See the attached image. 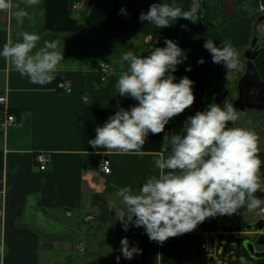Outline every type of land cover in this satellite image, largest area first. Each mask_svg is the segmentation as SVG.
<instances>
[{"label":"crops","instance_id":"obj_1","mask_svg":"<svg viewBox=\"0 0 264 264\" xmlns=\"http://www.w3.org/2000/svg\"><path fill=\"white\" fill-rule=\"evenodd\" d=\"M16 2L28 8L30 18L25 17L21 24L10 11H0V48L9 40L20 39L22 31H38L42 39L37 47L43 46L45 39H59L64 61L56 78L40 85L21 76L10 60L0 57V95H6L17 117L14 126L0 133V264H92L93 257H100L102 264H233L239 258L235 253L239 248L244 253L240 257L248 264H264V260L252 259L243 247L245 240L255 241L258 233L251 235L253 231L245 226L264 218L260 213L264 205L259 210L241 207L232 215L208 217L192 231L163 243L149 239L143 226L130 224L125 231L119 215L109 207L112 201L123 206L116 195L119 187L131 184L137 188L148 176L158 174L154 160L171 151V145L165 149V132L169 138L183 134L187 116L215 102L219 92L230 93L228 86H238L246 66L243 50L251 46L253 38L264 47V0H199L192 21L179 17L163 28L139 20L141 11H148L159 0H42L35 6ZM192 2L176 0L183 10ZM122 6L126 14L120 13ZM165 38L187 51V59L177 66L175 75L195 81L194 103L171 118L165 132L149 134L140 153L120 154L93 146L96 126L119 106L138 103L130 96L121 97L116 88L122 54L132 50L147 55L164 46ZM207 38L217 45L230 40L239 50L241 67L227 73L223 65L214 63L203 46ZM201 57L205 58L202 64L198 63ZM101 63L113 69L104 82L100 81ZM62 82L70 84L71 93L59 88ZM262 111L254 117L240 115L229 124L248 126L259 133V175L264 180ZM39 153L52 158L45 171L36 162ZM104 160L111 162L110 174L102 169ZM257 195L264 198V192L258 190ZM29 197L49 217L77 229L78 244L50 239L20 226ZM209 235L217 238L216 259H208L200 250ZM123 237H128L130 245L147 246L148 261L143 263L139 253L126 259L120 250Z\"/></svg>","mask_w":264,"mask_h":264},{"label":"clouds","instance_id":"obj_2","mask_svg":"<svg viewBox=\"0 0 264 264\" xmlns=\"http://www.w3.org/2000/svg\"><path fill=\"white\" fill-rule=\"evenodd\" d=\"M23 3L35 6L42 0ZM199 7V0H193L188 10L177 5L176 0H159L148 11H141L139 20L163 28L179 17L192 21ZM0 11H10L21 24L25 17L30 18L28 8L16 0H0ZM126 11L122 6L120 13ZM19 35L20 39L3 44L0 57L10 60L20 75L32 83H51L64 61L59 39H45L43 46L37 47L42 39L40 32L22 31ZM203 46L213 62L223 65L227 73L241 67L239 50L230 40L217 45L207 38ZM185 59L187 51L171 38H165L164 46L153 48L147 55L124 52L118 61L121 71L116 88L121 97L130 96L138 103L128 108L119 106L102 125L96 126L92 145L120 154L140 153L149 134L165 132L170 119L195 100V81L187 75L179 79L175 75ZM204 62V57L199 58L198 63ZM107 67L113 70L110 64ZM190 70L188 66L187 71ZM240 115L233 103L211 102L187 116L183 134L169 138L165 132V149L171 145V151L154 160L158 174L148 176L137 188L131 184L119 187L116 195L123 206L116 201L109 205L116 217L119 215L124 230L130 224L143 226L149 239L163 243L169 237L192 231L208 217L264 205V198L257 195L258 190L264 192V180L259 175L260 135L248 126H230L229 122L237 121ZM120 244L126 259L142 251L138 244L130 245L128 237H123ZM239 259L241 264H248L244 256Z\"/></svg>","mask_w":264,"mask_h":264},{"label":"water","instance_id":"obj_3","mask_svg":"<svg viewBox=\"0 0 264 264\" xmlns=\"http://www.w3.org/2000/svg\"><path fill=\"white\" fill-rule=\"evenodd\" d=\"M263 50L264 47L258 46L257 39L254 38L251 46L244 52V57L246 59L245 71L238 81V97L234 101V105L240 110V113L246 110H264V80L261 78L255 66V60ZM228 96L229 90H223L216 94L215 102L223 104ZM254 97L256 100L260 101V105L253 102ZM19 225L29 227L31 230L50 239L70 241L77 232V229L55 218L49 217L43 210L38 209L36 200L32 197L27 199L25 213ZM245 229L258 233V239L256 242L245 240L243 242L244 249L252 259H264V251L256 249L257 245L264 246V218L257 222L247 224ZM138 246L142 249V251L139 252L141 261L145 263L149 258L148 247L145 245Z\"/></svg>","mask_w":264,"mask_h":264},{"label":"built area","instance_id":"obj_4","mask_svg":"<svg viewBox=\"0 0 264 264\" xmlns=\"http://www.w3.org/2000/svg\"><path fill=\"white\" fill-rule=\"evenodd\" d=\"M261 11L264 12V5L261 6ZM108 63L100 64L101 81L104 82L111 70L107 67ZM59 88L67 93L72 92V88L68 82H62L59 84ZM17 122L16 115L11 111L8 104V99L6 95H0V133H5L9 128L14 126ZM52 158L46 153H39L36 156V162L39 165L41 171H45L48 164L51 162ZM102 169L106 174L112 172L111 162L109 160H104L102 163ZM261 216H264V207L260 209ZM264 233V231H263ZM217 238L215 235H209L200 244V250L208 257V259H216L215 243ZM211 260H208V262ZM211 264V262H209Z\"/></svg>","mask_w":264,"mask_h":264},{"label":"rangeland","instance_id":"obj_5","mask_svg":"<svg viewBox=\"0 0 264 264\" xmlns=\"http://www.w3.org/2000/svg\"><path fill=\"white\" fill-rule=\"evenodd\" d=\"M253 40H254V38L252 39V42H253ZM245 50L246 49H244L243 50V53L245 52ZM238 82V81H237ZM229 88H230V93H229V96H228V98L226 99V101L225 102H227V103H233L234 104V101L236 100V98H237V93H238V86H237V84H236V86L235 87H230V86H228ZM236 96V98H234L233 96ZM245 114V115H244ZM263 114V111L262 110H246L245 112H243V113H241V116H245V117H254V116H256V115H262ZM242 118V117H241ZM258 147H259V144H258ZM256 210H259V207L258 208H256ZM252 233H253V235L255 234V232H251L250 234L252 235ZM254 238V240L256 241L257 239H258V235L257 236H254L253 237ZM77 240H78V238H77V234H74V238L72 239V240H70L69 242L73 245V246H75V245H77L78 244V242H77ZM77 243V244H76ZM226 250L223 252V255L225 256L226 255ZM235 253H237V256L240 258V254H243L244 255V253L242 252V249H238V250H236V252ZM239 258H237V261H235L233 264H241V261H240V259ZM91 260H93L94 262H91L92 264H102V261H101V258L100 257H93ZM259 260H264V259H259ZM69 263V262H68ZM67 263V264H68ZM112 264H117L116 262H112Z\"/></svg>","mask_w":264,"mask_h":264},{"label":"trees","instance_id":"obj_6","mask_svg":"<svg viewBox=\"0 0 264 264\" xmlns=\"http://www.w3.org/2000/svg\"><path fill=\"white\" fill-rule=\"evenodd\" d=\"M255 66L258 69L261 78L264 80V50L259 54V56L255 60ZM204 264H207V262L204 261Z\"/></svg>","mask_w":264,"mask_h":264},{"label":"flooded vegetation","instance_id":"obj_7","mask_svg":"<svg viewBox=\"0 0 264 264\" xmlns=\"http://www.w3.org/2000/svg\"><path fill=\"white\" fill-rule=\"evenodd\" d=\"M257 45H258V46H261V45L258 44V41H257ZM254 94H256V93H254ZM253 102H254L255 104H258V105L261 104L259 100H256V99H255V97H254ZM256 249L259 250V251H264V246L257 245V246H256Z\"/></svg>","mask_w":264,"mask_h":264}]
</instances>
